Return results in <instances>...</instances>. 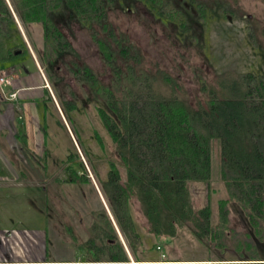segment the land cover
Wrapping results in <instances>:
<instances>
[{
    "label": "rangeland",
    "instance_id": "rangeland-1",
    "mask_svg": "<svg viewBox=\"0 0 264 264\" xmlns=\"http://www.w3.org/2000/svg\"><path fill=\"white\" fill-rule=\"evenodd\" d=\"M4 2L12 19L0 22V74L7 77L5 85L0 86V98L9 100L0 101V230L24 232L32 239L41 237V241L37 240L39 244L48 245L52 251L72 242L83 246L94 237V212L105 209L111 220L114 216L107 203H102L97 184L82 181L61 183L60 178H70L72 173L68 170L76 171V175L84 173L75 160L70 164L64 161H71L70 155L77 151L81 153V144L85 146L96 140L98 144L107 145L108 132L91 108L79 105L71 114L62 108L60 112L56 105V102L60 103L57 96H61L63 101L72 100L66 92L68 89H65L70 86L78 99L86 101L90 98L87 93L91 91L88 87L84 90L87 85L79 83L74 75L76 62L90 68L100 84L111 85L113 77L83 23L68 25L63 10L54 12L56 15L52 17L49 29L57 27L63 37L58 40L44 26L24 24L13 0ZM108 20L139 49L143 67L152 71L159 68L174 77L179 84L177 91L180 97L194 108L206 106L209 100L206 90H218L220 76L249 72L264 75V0H161L160 5H150L144 0H115L108 12ZM62 45L66 48L63 49ZM16 51L23 54L15 59H4ZM24 80L33 87L31 94L38 93L36 86H50L55 103L46 105L47 135L38 124L36 111L42 108L26 105L25 109L20 102H15L20 93H11L13 88L17 91L16 86ZM52 83L59 87L58 95ZM157 85L162 91H170L161 80ZM44 98L47 99L45 95ZM27 151L36 160L46 162L48 169L37 167ZM110 154V158L115 160L111 151ZM213 161L210 201L213 222L217 225L219 201L228 198L221 181L219 148L215 150ZM95 163L96 171L104 177L107 165ZM20 170H25L27 178L21 177L19 180L24 186L17 188L12 183ZM92 175L89 172V176ZM29 184L35 188L30 189ZM193 199L196 207L207 203L205 185L194 186ZM131 208L145 245L144 252L140 250L138 253L139 260L213 264L204 262L212 260L217 264H254L258 261H248L252 255L264 259V240L258 241L253 237L235 203L228 207L229 227L235 233L225 238V249L222 250L199 243L190 226L184 227L174 240L155 239L147 233L149 224L140 204L133 199ZM113 225L128 255L130 253L134 259L115 218ZM62 235L65 238L58 241L57 237ZM29 244L34 247L36 243L31 240ZM56 256L62 254L58 252ZM88 258L93 259L90 255Z\"/></svg>",
    "mask_w": 264,
    "mask_h": 264
},
{
    "label": "trees",
    "instance_id": "trees-1",
    "mask_svg": "<svg viewBox=\"0 0 264 264\" xmlns=\"http://www.w3.org/2000/svg\"><path fill=\"white\" fill-rule=\"evenodd\" d=\"M13 1L24 24L44 26L58 40L63 37L57 27L49 29L54 12L63 10L68 25L83 23L111 72L112 84L106 86L99 83L90 68L74 64L77 81L87 85L84 90L88 87L91 91L86 101L78 99L70 86L65 89L72 100L63 101L58 95L59 87L52 83L64 111L71 114L79 105L91 108L98 114L109 139L107 145L98 144L96 140L85 146L80 143L82 155L77 151L70 155L71 161L64 163L75 160L84 173L76 175V171L68 170L72 175L61 181L93 183L89 172L98 174L95 162L107 165L104 177L100 173L94 177L135 262H144L139 260L138 253L144 252L145 245L132 214L133 199L140 204L148 221L147 233L158 240H174L184 227L190 226L199 243L225 249V238L234 232L229 227L230 203L239 207L253 237L264 240V75L249 72L220 76L218 90L205 89L209 95L206 106L194 108L180 97L177 80L159 68L156 71L145 69L139 49L110 24L108 12L115 0ZM144 1L150 5L161 4V0ZM11 19V12L4 0H0V22ZM16 52L17 55L10 52L7 58L15 59L23 54ZM160 80L170 91L158 87ZM46 98L40 101L43 104L39 105L42 110H38V114L42 131L47 135L46 105L55 103L48 89ZM218 148L221 181L228 198L219 201V224L215 225L210 198L213 160ZM110 151L115 160L110 158ZM27 153L37 167L48 169L46 162ZM196 185L206 186L208 201L200 207L195 206L193 199ZM94 213V237L82 246L93 253L90 262L130 263L107 211ZM248 261L264 264L263 258L254 255ZM148 262L192 264L179 260ZM207 262L217 264L212 260Z\"/></svg>",
    "mask_w": 264,
    "mask_h": 264
},
{
    "label": "crops",
    "instance_id": "crops-1",
    "mask_svg": "<svg viewBox=\"0 0 264 264\" xmlns=\"http://www.w3.org/2000/svg\"><path fill=\"white\" fill-rule=\"evenodd\" d=\"M17 53L15 52L16 55ZM5 59H8V58H5ZM37 65L39 64L37 63ZM26 81L29 82L28 80H24L16 86L17 91H15V89L13 88V91L11 93H16V94L20 93L18 95L19 96L18 99L15 102H20L21 106L23 107L26 105L28 106L33 105L34 108L39 107V105L41 104L40 101L45 99L44 95L46 96V93H45L46 89L50 90V86L49 84H42L41 87L36 86V91L38 93L31 94L34 89L29 83H25ZM0 101L9 102V100H3L2 98H0ZM56 105L59 108L60 112H62L61 107L59 106L58 102H56ZM24 108L26 109V107ZM36 113L38 117L39 127H41V122H40L38 111H36ZM24 155L26 157V154ZM13 173L15 172L13 171ZM25 173H26L25 170H20L19 176L15 174L16 178L14 179V183H12L14 184L15 187L22 188L24 186V184H22L23 182L20 183L19 179L21 177L26 179L27 177L25 176ZM90 178L92 179V182L94 184H97L93 178V175ZM61 180L62 179L60 178V182L63 183L64 181H61ZM29 188L34 189L35 187L29 184ZM98 193L100 195L102 203H105L106 201L99 190H98ZM15 201L17 203V199ZM3 217L6 218L5 216ZM112 219H113L112 221L114 222L113 217ZM59 237H57L58 241L63 240V238H65L64 235H62V237L61 236ZM14 238H17V240L14 241ZM34 238L35 239H32V236L27 235L24 232H16L14 230H9V229L0 230V264H94L90 262L92 261V259L88 258L89 255L92 257L93 253L89 252L88 250L82 249V246H78V244H76L75 242H72L73 244L71 243V245L69 244V246L67 247L66 246L62 248L59 247L57 250L52 251L50 250V247H48V245L46 246V245L39 244L37 240L41 241L42 239L41 237L39 238L37 236ZM31 240H33L36 243L34 244V247H31L30 244L28 245V243L31 242ZM58 252L61 253L62 256L57 257L56 254ZM129 258H130V263L128 264H154V262L147 263L148 261L137 263L130 256V253H129ZM188 262L189 263L191 262L200 263L201 261H187L186 263ZM204 262H207V261H204ZM101 264H106V263H101Z\"/></svg>",
    "mask_w": 264,
    "mask_h": 264
},
{
    "label": "built area",
    "instance_id": "built-area-1",
    "mask_svg": "<svg viewBox=\"0 0 264 264\" xmlns=\"http://www.w3.org/2000/svg\"><path fill=\"white\" fill-rule=\"evenodd\" d=\"M7 82V77L4 76L3 74H0V86L5 85V83ZM12 95V94H11ZM15 96V95H14Z\"/></svg>",
    "mask_w": 264,
    "mask_h": 264
}]
</instances>
